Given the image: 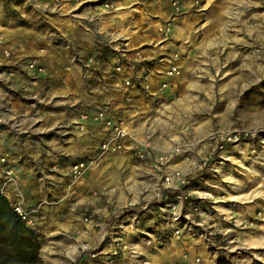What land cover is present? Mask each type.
<instances>
[{"label":"rangeland","instance_id":"obj_1","mask_svg":"<svg viewBox=\"0 0 264 264\" xmlns=\"http://www.w3.org/2000/svg\"><path fill=\"white\" fill-rule=\"evenodd\" d=\"M70 1L53 0L50 3L53 11L48 12V16L44 17L39 13L32 15L31 21L35 19L37 22L42 21V30L35 32L38 34L34 33V38L36 37L43 47L44 52L39 55L40 59L42 56L43 59L37 62L35 57L31 58L36 60L35 68L30 69L26 65L20 72V79L16 81V85L15 83L10 85L4 79L0 80V121L6 124L1 129H6L10 135L13 133L22 135L29 131L36 134L42 132L40 144L44 143L41 144V148L49 149L51 152L56 143L54 140L61 136L58 132L60 128L54 126L55 121L61 117L70 119L76 112L74 109L80 104L83 105V99L91 100V105H86V108H95L94 106L98 104L96 100L102 97L101 89L109 86L108 79L101 76L103 71L99 72L95 61L103 62L102 70L108 75H114V68L121 62L119 60L116 63L115 59H121L118 53L125 56L126 51L121 50H126L130 46L127 45L128 41H122L125 37L131 36L130 39L140 44L137 46L139 50L149 52L155 47L153 44H156V38L165 41V37L170 35L171 25L176 17L186 16L180 6L177 10L174 9L169 0H89L76 8L75 2ZM44 2L45 0H2L4 13L6 15L9 13L15 21V39L22 41L28 37L24 34L23 27L28 25L29 18L23 13ZM12 5L16 6L14 10ZM85 7L91 11L87 19L82 18L84 20L80 21L78 13L83 15ZM47 17L52 18L55 25L45 23L43 20H47ZM5 18L7 17H3ZM3 19L1 23H7ZM3 32H7L6 29ZM212 35L208 38L202 35V41L213 37L211 40L213 43L216 38ZM6 44V38L0 35V47ZM261 49L255 47L254 51L260 54ZM15 52L11 54L9 51V56L5 54L4 56L8 60L12 58L14 60ZM140 56L144 61L142 53ZM175 57L178 59L179 55L175 53L172 59ZM208 58L214 60L213 57ZM175 63L179 66L178 60ZM211 67L214 74V64ZM57 70L67 73L60 77L55 73ZM45 73L47 75L41 77ZM226 75L225 80L199 76L181 78L176 86L177 90L171 94L174 99L183 100V107H179V104L172 107L168 105L169 102H159L151 115V126L145 120H141L145 121L144 123L134 124V129L136 131L138 129L142 134L141 130L150 128L152 137L160 138L169 148L168 151L177 145L180 138L193 143L189 151L191 163L189 187L194 195L190 200H197V195L200 194L199 186L206 189L207 197L201 204L206 211V218L204 215L200 217L193 215L191 219L194 222H203L205 229L191 224L184 228L179 237L162 238L158 235L153 237L147 235L153 231V226L151 223L145 225L150 218L139 219L137 234H131L130 239H126L128 242L125 241L129 245L134 244L136 254L109 257L111 263L126 257L120 264H264V72H258L254 84L249 85V89L241 95L225 94L224 86L230 88L233 81L230 73ZM180 76L181 68L174 81ZM111 79L114 81L115 77L112 76ZM174 88L172 86L170 90L162 92ZM73 96L79 99L77 103L75 102V107L71 105ZM224 114L225 117H222ZM129 129L134 134L130 127ZM239 129L252 132L253 137L246 142L242 141L237 148H229V157H223L222 153L218 160L216 157L218 151L212 142V135ZM39 137L34 135L36 141ZM18 142L22 144L23 141L19 138ZM205 142L209 143V148H206ZM246 144L248 145L244 146ZM232 146L234 145H229ZM97 151L98 156L94 162L87 159L60 160L52 153L48 154V161H41L42 165L38 164L40 160L37 158L29 159L33 173L34 170H38L40 174L42 169H47L50 175L48 179H44L47 182L59 180L62 172H68L67 167L72 166L75 161L82 160L86 167L77 178L71 173L72 180L77 181L85 178L89 172H94L96 200L106 205L108 202L105 200H109V195L112 194L109 201L114 205L111 208L112 211H117L118 207L115 208V204L121 202L114 201V197L120 199L124 192L127 193L125 168L129 167V164L121 158L120 154L124 153L109 154L105 162L97 163V160L105 157H100V152ZM1 157L5 158V162L0 163V169L9 165L10 167L4 170H11V173L9 176L3 173L0 179V194L6 196L11 205L20 204L28 214L27 220L30 224L27 227L38 237L34 216L39 206L26 207L21 196L18 194L12 196L10 191L18 193V185L22 187L21 173L14 171L11 164L13 160L2 153L0 146ZM14 161L21 164L26 160ZM177 161L175 159L173 162ZM201 166L203 168L200 169ZM104 169L106 172L101 174ZM159 185L160 180L156 186ZM148 192L142 189L139 195L143 197ZM185 205L189 207V204ZM84 209V213H89V210ZM65 234L66 240L57 243L59 248L65 241L67 242L68 247L65 246L62 250L63 255H57L55 259L54 255L46 256L40 250L41 264H91V253L85 241L79 239L83 242L77 243L72 234ZM76 243L79 251L71 255L70 251ZM104 243L106 239L100 243L95 241V246L100 248ZM104 246L109 249L107 243ZM97 252L99 249L93 253ZM108 255L110 256V253Z\"/></svg>","mask_w":264,"mask_h":264},{"label":"crops","instance_id":"obj_2","mask_svg":"<svg viewBox=\"0 0 264 264\" xmlns=\"http://www.w3.org/2000/svg\"><path fill=\"white\" fill-rule=\"evenodd\" d=\"M87 1L89 0H71L70 2H75L76 8ZM169 1L171 2L172 0ZM195 1H198L197 5L194 4ZM52 2L53 0H45L40 6L23 13L26 18H29L28 25H24L23 27L25 30L24 34L28 37L20 41L14 38L15 21L13 17H10L9 13L7 15L4 13L2 0H0V35L6 38L7 43L3 47H0V80L4 79L10 85L13 83L16 85L20 79V72H22L26 65L33 61L36 63V60L40 62L43 59V56L41 59L39 57L44 52L43 47L38 42V39L34 38V33L42 30V21L37 22V19L31 21V19L32 15L36 13L42 14L44 17L48 16V12L53 11V7L50 6ZM177 2L186 16L174 19L170 35H168L169 37H165V41H159L156 38V44H153L155 47H152L148 52L144 49L139 50L137 46L140 44L130 39L131 36L125 37L122 41H128L127 45L130 44V46L126 50H121V52L126 51L125 56L122 53H118L121 59H115L116 63L120 60V63L132 66V69L126 72V76L131 78L142 66L156 72L162 71L166 67L164 60L172 59V56L177 53L179 58L175 57L172 60L174 62L178 60L181 76L174 81L173 87L175 88L173 90L159 92L156 96H150L135 89H124L121 84V75L115 71L114 75H108L106 71L102 70L103 62L97 60L95 61V66L99 72L103 71L101 76L108 79L107 84L109 86L101 89L100 93L102 97L96 100L98 104L94 106L95 108H86V105H91V100L83 99V105L80 104L74 109L76 112L71 115L70 119L61 117L55 121L54 126L60 128L58 132L61 136L57 140H54L56 143L52 152L49 149L41 148V144L44 143L40 144L42 132H40L41 134H36L29 131L24 132L22 135L19 133L10 135L6 129H1L6 124L0 121V146L2 147V153L7 158L13 160H11V164L14 171L21 173L20 181L22 187L18 185V193L16 191H10V193L12 196L17 194L21 196L23 204L26 207L39 206V210L34 216V222L35 228L38 229L39 233L37 238L41 245L40 250L44 255H54L55 259L57 255H63L62 250H64L65 246L68 247V244L65 241L58 248L57 243H62L63 240H66L65 233H70L77 243L85 241V245L89 246L88 250L90 253L95 254V257L91 258V264H120V262L126 259L124 257L111 263V258L108 255L110 250L104 246L106 243L102 247L99 246L100 248L95 246V241L102 242L104 240L103 237H107L112 229V214L115 212L111 208L114 204H110L112 194L109 195L110 201L105 200V202H108L106 205L96 200L94 192L95 181L93 179L94 172H89L85 178L77 181H73L71 177L72 166L83 162L82 160L84 159L93 161L97 158L98 145L105 136L101 125L93 123L91 120L82 122L79 118L81 113L84 111L95 112L98 109H106L113 118L123 121L124 124L130 127L134 134L136 133L138 140L149 144L158 156L168 151L167 145L162 143L160 138L154 139L150 128L141 130L142 134L138 129V132L134 129V124L146 121L151 126V115L156 110L155 106L159 102H169L168 105H172V107L178 104L179 107H183V100L174 99L171 94L172 91L177 90L176 86L180 83L181 78L199 76L225 80L226 74L230 73L233 81H231L230 88L224 86L225 94L234 95L237 93L241 95L249 89V85L254 84L256 74L260 71L264 72V0H177ZM12 8L14 10L16 6L12 5ZM84 11L83 15L78 13L80 21L87 19L91 10L85 7ZM5 16L7 18L3 19ZM2 19L7 23H1ZM43 21L49 25H55V22H52V18L44 19ZM5 29L7 32L4 33ZM202 35L206 36V38L211 35L215 36L216 40L212 43L213 37H211L203 42ZM255 47L262 48V52L260 54L256 53L254 51ZM4 49L8 52L10 51L11 54L17 51L13 54L15 55L14 60L13 58L8 60L4 56ZM132 49L134 51L138 50V52H133ZM139 52L142 53L144 61H142L143 59ZM33 57L36 60L31 59ZM208 57H213L214 60H210ZM212 64H214V74H212ZM36 69L39 70L40 68ZM46 73L41 75V77L46 76ZM55 73L61 77L67 72L57 70ZM112 76L115 77L114 81L111 79ZM231 85H233L232 88ZM156 89L157 86L155 84L153 90ZM77 100L79 101L76 96H73L71 104L73 107L76 106ZM222 117H225V114ZM81 124L85 126L83 131L79 129V125ZM34 135L40 136L38 141H36ZM19 138L22 139V144L18 142ZM204 145L206 148L210 147L208 142H205ZM49 153H52L55 158L60 160H82L75 161L72 166L67 167V170L69 169L68 172H62L59 180L47 182L44 181V179H48L47 177L50 176L47 173V169H42L40 174H38V170H34L37 174L33 173L30 159L34 160L37 158L40 160L38 164L42 165V160L48 161L47 156ZM126 153L124 152V154L120 155L129 164V167L125 168L127 175L125 191L127 193L124 192L123 197H120V199L114 197V201L117 202L119 200L121 202L115 204V208H119L130 201L133 204V207L130 209L131 213H135L140 220L149 217L150 219L145 222V225L151 223L153 228H155L154 218L158 210L152 206L154 205L152 191L157 187L156 185L159 182L158 173L151 163H138L132 155ZM106 159L107 156L97 160V163H103ZM14 160L26 161H22L19 164V162ZM8 167L10 166L6 165L3 169H0V179L3 176V171H5L4 169ZM61 170L64 171L63 168ZM103 172H106V169L102 170L101 174ZM142 189L149 191L143 197L139 195V191ZM199 190L200 194L203 193L207 197L206 189L199 186ZM84 208L92 214L93 219L89 224L80 219L83 215L89 214L84 213ZM137 229L139 230L138 224ZM130 235L128 234L126 239H130ZM79 239H83V241ZM125 241L128 242V240ZM77 243L71 249V255L79 251ZM98 249L99 252L101 251L100 253H93ZM97 255L99 257L96 258Z\"/></svg>","mask_w":264,"mask_h":264},{"label":"built area","instance_id":"obj_3","mask_svg":"<svg viewBox=\"0 0 264 264\" xmlns=\"http://www.w3.org/2000/svg\"><path fill=\"white\" fill-rule=\"evenodd\" d=\"M171 4L174 9H178L177 0H172ZM194 4L197 5L198 1H195ZM4 54L9 56L8 51L4 50ZM164 61L166 63L164 70L156 72L142 66L131 78L126 76V72L132 69L130 65L118 63L114 70L121 75V84L124 89H135L147 95L156 96L159 92L172 87L174 79L180 74V67L172 59H165ZM28 67L34 69L35 62L29 63ZM155 84L157 89L153 90ZM79 118L82 122L91 120L93 123L101 125L105 132L104 138L98 145L100 157L127 152L140 163H151L152 167L157 171L160 185L153 190L154 205L152 206L158 210V213L154 218L155 228L147 235L153 237L158 235L162 238L179 237L182 235L184 228L191 224L203 230L205 229L203 222H194L191 219L193 215H199L200 217L206 214L201 205L205 202V194L197 195L196 201L190 200L192 195H194L189 187L191 181L189 178L191 174L189 151L193 147V143L187 142L185 138H180L177 145L170 151L157 156L149 144L138 140L137 135L133 134L123 121L113 118L106 109H98L95 112L84 111ZM79 129L83 131L85 129L84 124L79 125ZM252 137L253 133L245 129L212 135V142L218 151L217 159L221 158L220 153L227 146H235L242 141L246 142ZM175 159L178 160L177 163L173 162ZM2 162H5L4 157L0 158V163ZM85 167L86 164L83 162L75 164L71 168L72 176L74 178L79 177ZM3 173L9 176L11 170ZM186 203L189 204V207H186ZM132 205L128 201V203L119 207L112 214L113 225L111 232L107 237H103L109 246L111 258L119 255L136 254L134 244L129 245L125 242L128 234H137L139 218L135 213H131ZM11 206L28 226L30 224V221L27 220L28 214L21 208L20 204L16 203ZM80 219L89 224L93 218L92 214H88L83 215ZM94 257L95 254H91V258Z\"/></svg>","mask_w":264,"mask_h":264},{"label":"trees","instance_id":"obj_4","mask_svg":"<svg viewBox=\"0 0 264 264\" xmlns=\"http://www.w3.org/2000/svg\"><path fill=\"white\" fill-rule=\"evenodd\" d=\"M37 236L0 194V264H41Z\"/></svg>","mask_w":264,"mask_h":264},{"label":"bare ground","instance_id":"obj_5","mask_svg":"<svg viewBox=\"0 0 264 264\" xmlns=\"http://www.w3.org/2000/svg\"><path fill=\"white\" fill-rule=\"evenodd\" d=\"M248 144H246V145H244V146H247ZM239 145H235V146H232V147H229V146H227L225 149L226 150H224V152H223V157H229V155H230V152H229V148H231V149H234V148H237ZM249 147V146H248Z\"/></svg>","mask_w":264,"mask_h":264}]
</instances>
